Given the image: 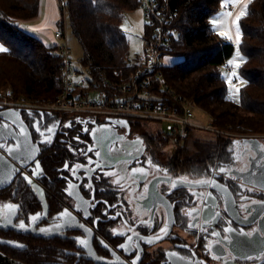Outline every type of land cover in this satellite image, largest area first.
<instances>
[{
  "label": "flooded vegetation",
  "instance_id": "obj_1",
  "mask_svg": "<svg viewBox=\"0 0 264 264\" xmlns=\"http://www.w3.org/2000/svg\"><path fill=\"white\" fill-rule=\"evenodd\" d=\"M4 110L16 114L0 119L3 153L16 155L12 163L35 174L44 192L22 179L0 189V240L19 244L0 243L6 256L24 264H264V138L224 141L215 154L183 158L182 149L165 156L151 136L116 119ZM15 141L24 154L11 151ZM191 144L198 152L205 142ZM178 226L189 247L164 258L165 242L142 244ZM126 233L141 245H130L129 257L115 250Z\"/></svg>",
  "mask_w": 264,
  "mask_h": 264
},
{
  "label": "trees",
  "instance_id": "obj_2",
  "mask_svg": "<svg viewBox=\"0 0 264 264\" xmlns=\"http://www.w3.org/2000/svg\"><path fill=\"white\" fill-rule=\"evenodd\" d=\"M222 2L169 0L170 8L177 12V34L169 41L166 55L175 61L167 64L164 58L163 75L177 95L211 113L215 127L244 135H264V0H250L238 21V46L244 56L238 73L245 81L238 101L228 96L220 67L233 57L235 46L221 37L209 21ZM39 5L40 0H0V44L5 49L0 51V91L8 93L4 96L8 101L52 102L61 93L62 64L55 46L45 45L19 25L37 17ZM138 7V0H68L69 28L83 51L79 65L87 71L86 85L78 89V97L89 98L92 92L106 94L136 68L139 57L129 60V43L121 24L124 14ZM150 38L144 25V46ZM126 123L130 127L142 126L132 120ZM190 134L175 139L184 142ZM150 135L157 146L165 145L162 140L169 136ZM225 139L213 137L199 145L198 152L193 151L192 144L177 146L182 149L179 156L215 154ZM44 161L45 158L42 166ZM41 249L45 252L46 245Z\"/></svg>",
  "mask_w": 264,
  "mask_h": 264
},
{
  "label": "built area",
  "instance_id": "obj_3",
  "mask_svg": "<svg viewBox=\"0 0 264 264\" xmlns=\"http://www.w3.org/2000/svg\"><path fill=\"white\" fill-rule=\"evenodd\" d=\"M68 0H60L64 10ZM145 17V25L151 38L145 44V55L139 57L136 69L124 82L110 87L103 99L78 97V89L86 85L85 79H78V68L70 57L67 40L61 28L53 33L55 48L62 63L61 93L52 102L28 104L23 101H0V107L21 108L27 111L49 114L61 113L82 118H115L129 120L133 117L159 120L166 124V129L174 137H183L189 130L199 125L193 119L187 100L177 95L163 75L164 58L169 49V41L176 36L173 24L177 12L169 6V0H138ZM231 9L226 6L224 10ZM221 69H231L228 64H221ZM237 81V80H235ZM173 102L169 105L168 102ZM230 128V127H228ZM212 132L228 140L240 138L233 136L228 129L212 126ZM230 138H228V137ZM251 136V135H249ZM255 137V136H253ZM243 138V137H242Z\"/></svg>",
  "mask_w": 264,
  "mask_h": 264
},
{
  "label": "rangeland",
  "instance_id": "obj_4",
  "mask_svg": "<svg viewBox=\"0 0 264 264\" xmlns=\"http://www.w3.org/2000/svg\"><path fill=\"white\" fill-rule=\"evenodd\" d=\"M58 5H59V8H58L59 18H58V21L56 24V28L62 29V31L65 35V38L67 40V46L69 48L70 57L74 63V66H76V68L80 69V71L77 72L78 79L87 78V71L85 69L81 68L79 65L80 60L83 57V51H82V48L79 45L77 39L71 34V31L69 28V22L67 19V5H66V7L64 6V10L60 4V0H58ZM60 8H61V11H60ZM216 13H219V10L217 12H215L214 14H212L209 17V20L213 24L214 19L219 17V23H218L217 27H219V25H220L221 32L218 31V34L223 38H229L230 25H227L226 17L223 16V14H217L216 15ZM144 25H145V17H144L143 10L141 7H138L136 10L130 11V12H127L124 14V18H123V21L121 24V29L124 32V34L128 40V43H129V51H130L129 60L134 59L135 57H142L145 55V46H144V40H143ZM172 25H175V23L173 22ZM235 32H238L240 34L239 23H238V26L236 23V31ZM234 46H235L234 55L227 62L228 66L231 69L230 70L229 69H227V70L221 69V70H223L222 74L225 78L228 96H230L234 101H238L239 91L237 92V89L240 90L241 87H243V85L245 84V81L239 76V73H238L239 67L243 64L244 56H243V53L241 52V50L239 49L238 43L234 44ZM238 52H239V56L237 55ZM174 61H175V59H173L169 56H167L165 58V62L167 64H170ZM237 64L239 65V67H237ZM134 70H132L131 72H133ZM233 73H235V75H233ZM235 80H237V81H235ZM60 82L62 84V73H61ZM121 82H124V80H122ZM4 96L7 97L8 93L6 91H0V101L1 102L8 101V99L4 98ZM87 97L98 98L99 94L97 92H93L91 95H88ZM21 101L28 103V104H34V103L27 102L25 100L12 101V102H18L19 103ZM44 103H46V102L35 103V105L44 104ZM185 106L190 107V109L192 110V113H193V119L192 120L195 123H198L199 125L196 126L197 129L189 130V132L191 134L189 135V137L184 142L182 140L176 141L175 138H178V137L170 136V132L166 129V124L159 121V120L143 119V118L133 117L129 120L137 121V123H139V125H142L139 127L134 126L135 128H132V129H134L133 133H140V134L144 133V134H147L149 137L151 136L150 134L161 133L162 136L165 138H166L165 135L169 134L167 140H165V141L162 140L163 144H165V145L158 146L159 150H162V152L165 156H168L170 154L169 153L170 150L175 151L176 149H179L177 146H180V147L181 146L184 147L187 145L190 146L193 141L205 142V141H208L209 139H211L213 137H217L215 135L216 133L214 134L212 132L213 131L212 126H214L213 125L214 122H212L211 117L209 115L211 113H208L207 111L198 108L197 105L190 103V101H188V100H187V104H185ZM56 114L61 115V113H56ZM229 133L232 135V137L233 136H237V137H239V136H242V137H253V136H255V137L264 138V135H251V136H249V135H244V134L236 133V132H229ZM226 137H228V136H226ZM242 137H240V138H242ZM228 138H230V137H228ZM237 139H239V138H231L229 140L226 138L225 141H229L231 143ZM177 142H180V144H177ZM5 183H6V180L4 177H2L0 179V186L5 184Z\"/></svg>",
  "mask_w": 264,
  "mask_h": 264
},
{
  "label": "water",
  "instance_id": "obj_5",
  "mask_svg": "<svg viewBox=\"0 0 264 264\" xmlns=\"http://www.w3.org/2000/svg\"><path fill=\"white\" fill-rule=\"evenodd\" d=\"M4 108L5 107H0V119L1 120H5L7 118L9 119L11 115L13 116V115L16 114V113H12L9 110H4ZM17 114H18L16 116L17 120L22 122L21 116L19 115V113H17ZM111 119L112 118H109L107 120H111ZM121 122L125 123V121H122V120H121ZM24 130H25V132H27L26 127H25ZM258 138H260V137H243V138H239V139H237V140H235V141H233L231 143L236 144L237 141L243 140L242 142L247 144L250 141L257 142ZM106 143H107V141L104 143V145ZM3 148H4L3 144L0 143V179L2 177H4L5 180H6V183L1 185L0 189L5 187V186L10 185L15 180L22 179V181H24V183L26 185L30 186L32 188V190L38 196H41V193H40L39 190L41 189L42 192H43V190H42L41 186L38 185V183H36V180H37L36 175L35 174L32 175L30 173L27 174L28 172H25V173L21 172V170H19V168L16 167L12 163L13 158H15L17 156L13 155V154H9V155L4 154L3 153L4 152ZM11 149H12L11 150L12 152L24 154V152H23L24 151V147H23V143L21 144V142L15 141V144L12 145ZM31 149L28 150V153L30 152ZM36 149L39 152L40 148H39L38 144L36 145ZM7 152H9L8 148H7ZM39 169L41 170V166L39 167ZM260 179L263 180L264 176L262 178H260ZM242 182L247 184V185L248 184L252 185L251 183H249L248 181H245L244 179H242ZM253 186L261 189V187H259V186H256V185H253ZM43 195H44V192H43ZM83 200H85V198H83ZM67 212H69V211H67ZM69 214H71V216H73V218H75L76 222H78L80 225H82V227L88 229V226H86L83 223H80L78 221V219L76 217H74V215H72L74 213L69 212ZM177 228L178 229H177L176 233L168 234L165 238H163V239H161L159 241H156V242H153V243H151V242L147 243V242H144L142 240V244L146 245V246L147 245L148 246L151 245V247H156V246L158 247V245L160 243L165 242V244L161 248H158V249H159V252L164 256V258L165 257L167 258L168 257L167 254L171 251V249H173V248H175L177 246H182L183 244L186 245V247H189V243H188V238L189 237H188L187 233L182 229V227L178 226ZM75 229L76 230H73V231H79L81 234H84L82 229H78V228H75ZM127 234L128 233L120 235L118 237L119 240H120V243L115 247V250L118 251V252H122V254L124 256H128L129 257V253L128 252L131 251L130 245H131V247L133 245L134 247H138V248H141V245H140V243H138V237L134 238L133 236H131V234H128L129 236H126ZM196 239L198 240L199 238H196ZM201 241H203V239ZM0 243L7 244V245L13 246V247H18L19 246L18 243H14V242H11V241L0 240ZM238 258H239L240 261L246 262L247 259L250 258V257L247 256V255H244V256H240ZM228 263L229 264H236V261L230 260V262L228 261ZM0 264H24V263H22V262H20L18 260L12 259V258H10V257H8L5 254L0 252ZM239 264H241V263H239Z\"/></svg>",
  "mask_w": 264,
  "mask_h": 264
},
{
  "label": "crops",
  "instance_id": "obj_6",
  "mask_svg": "<svg viewBox=\"0 0 264 264\" xmlns=\"http://www.w3.org/2000/svg\"><path fill=\"white\" fill-rule=\"evenodd\" d=\"M250 0H224L222 2L221 7L219 8V13L217 14H223V16L226 17V23L227 25H230L229 28V38H226L230 40L233 44L237 43V35L239 34L236 31V19L238 16H240L241 12L245 13L246 6ZM226 6H232L231 9L224 10ZM59 5L58 0H40L39 5V12L36 18L28 21H21L19 23L21 29H23L25 32L34 35L39 40H41L45 45H55V40L53 38V33L56 29V24L59 18ZM223 20V19H222ZM210 21V20H209ZM211 23V21H210ZM219 23V17L215 18L213 21V24L211 23L212 27L216 30L218 33L221 32ZM240 35V34H239ZM0 47L2 45L0 44ZM3 48V47H2ZM86 80V78H83ZM93 93V92H92ZM91 93V94H92ZM99 95L98 98L95 99H103L102 96L103 93L97 92ZM90 94V95H91ZM92 99V98H91ZM65 116L63 118H76L78 116L73 115H63ZM109 118H101L103 121H107ZM115 119V118H112ZM117 121H125L123 119H116Z\"/></svg>",
  "mask_w": 264,
  "mask_h": 264
},
{
  "label": "snow or ice",
  "instance_id": "obj_7",
  "mask_svg": "<svg viewBox=\"0 0 264 264\" xmlns=\"http://www.w3.org/2000/svg\"><path fill=\"white\" fill-rule=\"evenodd\" d=\"M244 14H245L244 12H241L240 16L237 17V19H236L237 26H238V21H239L240 17L243 16ZM236 39H237V43L239 44V40H240V35L239 34L237 35V38ZM0 51H5V49L2 48V47H0ZM237 55L239 56V52L237 53ZM237 67H239L238 64H237ZM233 75H235V73H233ZM238 91L239 90L237 89V92ZM97 155H99V153H97ZM65 167L67 168V165H65ZM37 168H39V164L38 163H37ZM73 171H76V169H73ZM20 227L21 228L24 227L23 223H21Z\"/></svg>",
  "mask_w": 264,
  "mask_h": 264
}]
</instances>
